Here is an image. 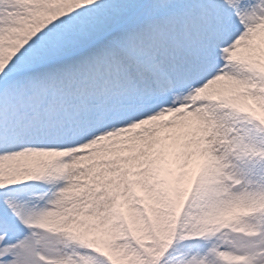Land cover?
<instances>
[{
    "label": "snow or ice",
    "instance_id": "obj_1",
    "mask_svg": "<svg viewBox=\"0 0 264 264\" xmlns=\"http://www.w3.org/2000/svg\"><path fill=\"white\" fill-rule=\"evenodd\" d=\"M0 264H264V0H0Z\"/></svg>",
    "mask_w": 264,
    "mask_h": 264
}]
</instances>
